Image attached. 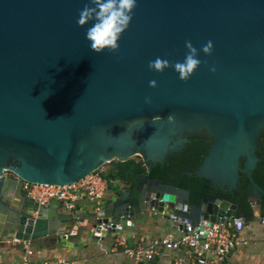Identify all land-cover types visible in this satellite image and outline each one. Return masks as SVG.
Wrapping results in <instances>:
<instances>
[{
  "label": "water",
  "instance_id": "95a60500",
  "mask_svg": "<svg viewBox=\"0 0 264 264\" xmlns=\"http://www.w3.org/2000/svg\"><path fill=\"white\" fill-rule=\"evenodd\" d=\"M88 2L0 0V223L6 240L58 236L73 248L72 231L90 225L88 236L103 240L138 211L163 216L184 233L185 220L191 227L205 219L241 226L249 217L241 206L222 197L193 204L188 189L149 178V168L136 193L124 191L93 212L67 213L60 200L44 206L24 193V183L69 185L135 157L163 164L190 142L185 133L201 130L211 141L196 176L233 194L244 173L253 190L252 215L260 214L264 188L253 172L264 130V0H137L119 50L101 55L89 49L85 29L75 22ZM185 41L197 49L214 45L211 55L200 54L187 82L171 68L148 70L158 56L182 61Z\"/></svg>",
  "mask_w": 264,
  "mask_h": 264
},
{
  "label": "crops",
  "instance_id": "0c3cea01",
  "mask_svg": "<svg viewBox=\"0 0 264 264\" xmlns=\"http://www.w3.org/2000/svg\"><path fill=\"white\" fill-rule=\"evenodd\" d=\"M111 167L114 166L107 168L109 176L113 174L110 172ZM118 168L115 167L116 170ZM113 176L114 179L118 180V183L109 188L106 198L100 206L101 209L111 203L122 192L130 191L127 178H116L115 174ZM142 177L140 181L144 185L145 181ZM140 181L135 184L136 187L140 185ZM79 209L88 212L97 211L93 204L88 202L79 203L77 210ZM61 210L63 211V208ZM137 214L139 215L128 218L121 230L113 234H107L103 240L88 236L90 225L82 226L83 228L79 234L72 231L69 240L74 243L73 248L59 243L57 241L58 236L43 238L41 242L14 243V240L7 241L4 222L0 223V264H22L25 248H27V257L30 262L44 263L64 259L71 262V264H128L127 258L122 253V247L115 250L118 239L124 238L127 240L128 245L135 246L141 240L150 241L169 232H174L176 235L180 234V232L172 229L176 224L166 221L163 216L152 215L151 212L143 215L139 211ZM245 215L249 217L242 224V228L238 230L236 227L234 230L248 238L249 244L232 251L224 264H264V224L259 220L263 216V210L260 214L256 212L254 216L252 212H245ZM128 222L132 224H128ZM231 223L233 222L231 221ZM60 230L59 228L56 232L58 233ZM177 256V253H170L165 258L157 257L150 264H174Z\"/></svg>",
  "mask_w": 264,
  "mask_h": 264
},
{
  "label": "built area",
  "instance_id": "2783aa9c",
  "mask_svg": "<svg viewBox=\"0 0 264 264\" xmlns=\"http://www.w3.org/2000/svg\"><path fill=\"white\" fill-rule=\"evenodd\" d=\"M118 183L117 179L109 176V172L101 168L80 180L64 186L42 185L24 183V193L39 205H48L52 199L62 202L64 212L73 213L77 210L78 204L88 202L93 204L96 210L106 198V193L111 186ZM264 224V215L259 219ZM188 232L181 230L176 235L169 232L160 238L150 241L141 240L135 246H130L124 238L118 239L115 250L122 247V253L128 260V264H150L158 258H165L170 253H177L174 264H224L230 253L239 247L247 246L249 239L237 233L241 226L227 223H210L209 220H202L198 226L191 227L188 220ZM14 243H21L14 240ZM22 264H71L64 259L50 261V263L30 262L27 257V248L24 250Z\"/></svg>",
  "mask_w": 264,
  "mask_h": 264
},
{
  "label": "clouds",
  "instance_id": "9594fccd",
  "mask_svg": "<svg viewBox=\"0 0 264 264\" xmlns=\"http://www.w3.org/2000/svg\"><path fill=\"white\" fill-rule=\"evenodd\" d=\"M137 0H89L79 11L76 25L85 29L84 38L89 49L97 55L119 50V41L129 28ZM186 52L182 61L170 63L167 59L156 57L148 61V70L162 74L172 69L182 82H187L201 65L200 54L211 55L214 45L207 41L197 49L191 41H185ZM215 72L214 67L209 69ZM149 87L155 89L157 83L150 80ZM145 103H151L145 98Z\"/></svg>",
  "mask_w": 264,
  "mask_h": 264
},
{
  "label": "trees",
  "instance_id": "16d2710c",
  "mask_svg": "<svg viewBox=\"0 0 264 264\" xmlns=\"http://www.w3.org/2000/svg\"><path fill=\"white\" fill-rule=\"evenodd\" d=\"M210 143H207L206 140H197L193 145H189L188 147L192 149L190 153L189 151H185L181 153L179 157V162H173L172 156L167 157V161L163 164H147L144 162L143 158L135 157L127 160L125 163L119 165V168L116 170L115 167H111V171L115 174L116 178H127V182H129V190L132 193H136L137 189L140 188V181L142 175L147 173L148 168L150 169L149 178L160 179L161 182H170L172 185L177 187H182L188 189L190 191V201L193 204L199 205L203 200H210L216 197H222L225 200H228L232 203H236L242 207V209L251 213V208L248 202V191L250 187V183L247 178L242 177L240 182L238 183V187L234 190V194H231L228 190L222 189L218 185L211 184L208 180L204 178H199L196 176V172L198 166L202 162L204 156L207 154ZM189 158V159H188ZM190 161L191 166L188 167V163ZM264 165L263 163H260ZM186 169L192 175H185L182 179H176L173 181H169L168 174L171 172H179L180 170ZM112 175V177H114ZM254 180L264 188V181H261L256 175L253 174ZM140 181V185L138 187L135 184ZM137 188V189H136ZM263 204H264V195H263ZM264 215V208H263Z\"/></svg>",
  "mask_w": 264,
  "mask_h": 264
},
{
  "label": "flooded vegetation",
  "instance_id": "af4514ba",
  "mask_svg": "<svg viewBox=\"0 0 264 264\" xmlns=\"http://www.w3.org/2000/svg\"><path fill=\"white\" fill-rule=\"evenodd\" d=\"M183 136L185 138H187L190 142L187 143L185 149H183L182 151H180V152H178V153H176L174 155H168V156L174 157L173 160H172L173 162H179L180 163L182 161V160L180 161V159H179V157L181 156V153L185 152V151L186 152L189 151L188 153H190L192 151V149H190L188 146L189 145H193L195 141L202 140V139L206 140L207 143H210V141H211V137L208 135V133L205 130L198 131V132H196L194 134L185 133ZM258 144H259V148H258L257 152H258V156L261 158V161L258 163V166L254 170L253 174L256 175L261 181H264V165L260 164V163L264 162V130H262V132L260 134L259 143ZM165 161H167V158H166ZM187 165H188V167L191 166L190 161H189V163ZM187 174H188V176L192 175L189 171H186V169L180 170L179 172L178 171L177 172H171V173L168 174V176L170 178L169 181H173V180H176V179L180 180ZM242 177L247 178V176L244 173H241V178ZM241 178H240V180H241ZM240 180H239V182H240ZM163 183L166 184V185H172V183H170V182H163ZM142 184L140 186H142ZM252 195H253V190H252V188L250 186L249 187V191H248V201H249L250 196H252ZM242 211H244V210L242 209Z\"/></svg>",
  "mask_w": 264,
  "mask_h": 264
},
{
  "label": "rangeland",
  "instance_id": "374dc122",
  "mask_svg": "<svg viewBox=\"0 0 264 264\" xmlns=\"http://www.w3.org/2000/svg\"><path fill=\"white\" fill-rule=\"evenodd\" d=\"M111 165L109 164H106L105 166H103L101 169L104 170V171H107L108 172V169ZM50 263V262H49Z\"/></svg>",
  "mask_w": 264,
  "mask_h": 264
}]
</instances>
